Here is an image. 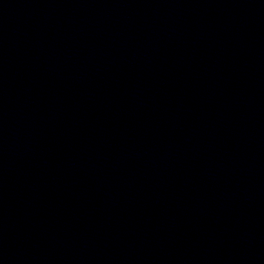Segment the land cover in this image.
I'll list each match as a JSON object with an SVG mask.
<instances>
[{"label": "water", "instance_id": "95a60500", "mask_svg": "<svg viewBox=\"0 0 264 264\" xmlns=\"http://www.w3.org/2000/svg\"><path fill=\"white\" fill-rule=\"evenodd\" d=\"M0 264H264V0H0Z\"/></svg>", "mask_w": 264, "mask_h": 264}]
</instances>
